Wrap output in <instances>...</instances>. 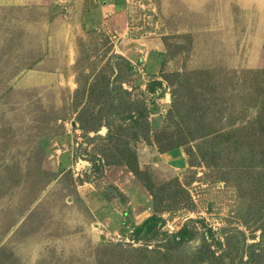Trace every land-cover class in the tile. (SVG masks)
<instances>
[{
    "label": "rangeland",
    "instance_id": "374dc122",
    "mask_svg": "<svg viewBox=\"0 0 264 264\" xmlns=\"http://www.w3.org/2000/svg\"><path fill=\"white\" fill-rule=\"evenodd\" d=\"M112 2L122 4L106 11L104 0H0V264H172L143 254L160 236H129L153 212L145 188L124 165L92 172L79 146L75 78L112 54L132 67L122 86L147 108L150 141L159 135L163 143L169 115L192 99L211 133L203 142L211 150L192 166L184 146L170 159L153 142L134 144L153 182L176 177L193 203L158 214L160 231L195 230L173 254L194 263L205 228L222 250L224 230L241 232L245 244L259 238L252 222L264 219V0ZM153 80L160 85L151 93ZM187 125L169 130L179 137L171 129L185 134Z\"/></svg>",
    "mask_w": 264,
    "mask_h": 264
},
{
    "label": "trees",
    "instance_id": "16d2710c",
    "mask_svg": "<svg viewBox=\"0 0 264 264\" xmlns=\"http://www.w3.org/2000/svg\"><path fill=\"white\" fill-rule=\"evenodd\" d=\"M104 2L105 4L102 5L104 10H111L110 4L115 8L112 0H104ZM118 6L119 4L116 5ZM131 72L132 67L123 56L112 54L108 56L106 63L92 74L91 72L85 75L79 73L76 76V87L71 95L70 108L74 113L76 128L80 131L83 140L79 146H83L81 147L83 158L90 163L92 172L100 173L103 166L124 165L150 195L149 204L153 207L152 214L135 225L129 233L131 239L136 241L142 239L144 242L160 236L154 248L143 249V254L150 253L154 261H157V258L161 261L171 260L172 264H186L173 253L179 250L183 252L181 246L185 241L193 238L194 228L183 224L174 233L167 234L159 230L164 220L158 214L172 210L181 201H185L183 203L189 207L193 203L176 177L169 178L167 182L162 181L155 184L151 178V168L139 167L134 144L138 140H144L147 144L153 142L156 150L167 154L170 159L180 157L178 148L184 146L188 154L187 161L192 166L194 162L192 157H195V154L199 153L197 154L199 158L204 159L207 150H211V147L203 150V142L209 139L208 136L211 133L203 129L200 123L201 115L197 116L198 109L192 99L186 105H180L183 108L180 111L175 107L174 117L169 115L170 122L160 130L161 132L165 130L167 133L165 141L161 143L159 135L153 136L150 141L147 134L149 126L146 119L147 108L140 99L132 95L130 90L122 86ZM159 85L158 80H153L146 83L145 88L153 93L154 86ZM183 123L189 124L187 125L189 130L185 133L187 135L183 134L184 130L176 128L171 130L178 131L179 137L172 136L174 131H170L169 128H174L178 124L183 125ZM100 127L106 129L103 135L97 133ZM90 132L93 135H89ZM213 133V138L219 135L218 132ZM92 141L94 143L86 148V145ZM191 141H194L193 147L188 144ZM201 150L203 151L200 152ZM213 152L214 150L211 153ZM210 158H213L212 155ZM262 168L261 177L257 182L264 187V164ZM115 192L118 197L121 196L116 189ZM164 199L165 202H163ZM261 214L257 217L255 215L254 218H259ZM252 224L254 225L253 230H260L257 241L245 244L241 232L234 230V235H232L224 230L221 232L227 247L224 250H222L219 239L212 238L213 232L210 228H205L202 241L196 248V252L190 256L191 260H194L192 264H264V219L257 224L254 222ZM244 246L247 251L246 258L242 260L240 253ZM216 250L219 253H216ZM144 255H142L143 258ZM147 264L153 263L148 262Z\"/></svg>",
    "mask_w": 264,
    "mask_h": 264
},
{
    "label": "crops",
    "instance_id": "0c3cea01",
    "mask_svg": "<svg viewBox=\"0 0 264 264\" xmlns=\"http://www.w3.org/2000/svg\"><path fill=\"white\" fill-rule=\"evenodd\" d=\"M104 4H105V2H104ZM104 4H103V5H104ZM121 4H122V3H121ZM121 4H119V6H120ZM110 5L112 6L111 10H112V9H115V8L113 7L112 4H110ZM114 6L116 7V4H114ZM119 6H118L117 8H119ZM115 10H116V9H115Z\"/></svg>",
    "mask_w": 264,
    "mask_h": 264
}]
</instances>
